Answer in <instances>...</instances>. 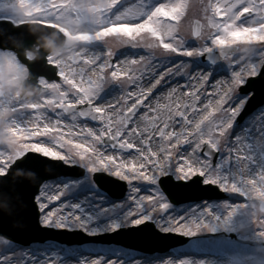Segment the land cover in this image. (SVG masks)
Wrapping results in <instances>:
<instances>
[{"label":"snow or ice","instance_id":"1","mask_svg":"<svg viewBox=\"0 0 264 264\" xmlns=\"http://www.w3.org/2000/svg\"><path fill=\"white\" fill-rule=\"evenodd\" d=\"M118 2L24 0L21 10H33L46 30L71 37L73 46L65 60L46 56L42 64L46 69L44 74L31 71L44 94L37 103L20 105L21 109L32 110L29 112L32 119L27 124H14L17 134L25 137L26 143L41 145L57 154L47 157L66 159L73 155L88 160L91 165L100 166L103 163L113 174L123 173L129 180L147 179L163 184L165 181L158 178L166 176L169 183L187 187L199 184L203 178L205 183L215 181L216 186L223 185L222 190L239 193L240 188L233 183L232 175L236 165L248 159L246 149L250 143L245 148L246 142L241 139L242 134L235 131L234 125L247 106L245 103V107H241V101L252 95L241 87L246 82L244 71H249L250 75L256 73L255 64L244 71L240 66L233 67L237 64L235 58H230V53L236 48L264 45V0H226L223 6L219 2L214 6L210 3L208 7L213 9L214 15L209 17V24L215 32H209L199 47L185 46L184 38L177 35L178 26L172 23L179 19L182 4L158 2L147 15L133 19L115 16L113 19L108 13ZM16 7L13 5V10ZM221 14L224 19L217 21L215 16ZM254 15L260 20L250 26L246 20ZM0 19L14 23L18 29L2 35L0 53H14L10 57L15 58L14 63L20 71L32 70L39 63H30L31 54L24 53L30 40L25 37L23 28L12 16ZM62 29H67V34ZM196 35L201 36V33ZM109 36L119 40L121 46L131 42L134 48L149 51L147 54L124 52L117 56L118 50H114L105 39ZM101 40L106 43L102 54L87 47L91 42ZM233 45L236 47H228ZM213 46H218V55L214 53ZM173 53H182L193 59L177 62L171 56ZM205 54L206 59H200ZM3 57L0 55V59ZM221 58L228 61L227 65L218 63ZM47 72L61 77L62 82L50 79ZM233 72L239 75L233 77ZM122 75L126 79L121 80ZM176 77H182L191 92L182 104L171 99L181 88L179 82L173 83ZM114 82L122 90L120 98L98 104L100 94ZM205 85L210 87L211 94ZM158 86L162 90L153 94ZM133 95L136 99L131 106L121 103V100L126 101ZM162 96H166L169 103L161 105ZM141 105L143 112L139 111ZM161 108L166 111L161 113ZM125 110L128 115H124ZM150 112L157 115L150 116ZM133 117L136 119L133 120ZM89 121L97 123L90 125ZM245 128L248 127H243L242 133ZM0 129V137L5 138L6 144H12L14 139L9 129ZM258 130L264 136V126L259 125ZM85 144L88 145L86 148ZM259 146H264V143ZM132 149L135 151H130ZM30 151H23L22 154L18 151L14 162L0 160V177H5L0 180V196L13 195L7 187L10 175L18 170H33L26 162ZM36 153L45 155L43 152ZM2 155H6L4 150H0ZM232 161L236 162L235 166ZM39 182L27 183V186ZM23 184V181H17L15 185ZM247 184L255 197L264 201V174L259 176V186L256 180H248ZM61 195L62 192L57 191L41 196L35 205L24 201V207L15 213L20 224L15 230L25 231L29 227L27 212L32 209L37 211L43 228L58 225L73 230L74 223L83 221L80 230L90 232L96 225L89 223L88 218L92 217V207L98 202L93 201V205L87 207L81 205L73 211L72 206L58 200ZM132 199L133 210L125 221L129 227H160L189 236L202 233L200 238L205 240H216L228 234L230 221L237 210L223 205L210 207L209 200L189 204L188 208L171 215L167 199L161 200L154 195L142 197L138 193ZM81 208L88 213V217L81 212ZM97 211H103V206ZM0 220L11 223V218L3 212H0ZM257 223L264 226V221L258 220ZM120 227L122 225H117L111 230H119ZM260 235L264 236V231ZM0 237V244L4 245L0 251V264H64L63 257L48 250L22 245L3 231H0ZM16 251L22 255L17 257ZM74 264H81V261L77 259ZM83 264L120 262L94 258ZM181 264H209V260H184Z\"/></svg>","mask_w":264,"mask_h":264},{"label":"rangeland","instance_id":"2","mask_svg":"<svg viewBox=\"0 0 264 264\" xmlns=\"http://www.w3.org/2000/svg\"><path fill=\"white\" fill-rule=\"evenodd\" d=\"M141 1H142L141 4L143 5L146 0H141ZM218 2L221 4V6H223V4L226 3V0H179V4H182L183 7L181 8L179 19L174 20L173 25L178 26L177 35L184 38L186 42L185 46L191 45L193 47H199L200 45L204 43V40L206 39L207 34L209 32H215V29H212L209 24V17L214 15L213 9L209 8L208 5L211 3L214 6ZM22 7H24V3L17 6L15 10H13L12 8V9L0 12V17L12 16V18L15 21H17L19 24L25 23V22H35V21L39 22L38 16L33 12V10L31 9L21 10ZM194 19H197L201 22V27H200V32H199L201 33V36H198L196 38H194L192 35V21ZM215 19L217 21H221L222 19H224V16L223 14L216 15ZM259 20L260 18L254 15L253 17L248 18L246 22L251 26L253 23L259 22ZM62 31L65 34H67V29H62ZM105 39L109 41V43L111 44L114 50H118V52L116 53L117 56H119L121 53H124V52H128V53L139 52L141 54H147L149 51L146 49H136L133 47V44L131 42L125 43L123 46H121L119 40H114L111 36L105 37ZM72 46L73 45L71 44V37H68L66 38L64 47L52 52L50 56L52 55L53 58H59L60 60H65L69 56V49ZM103 46L104 48H106V43L105 41L101 40V41H93L87 47L89 48L90 51L92 49L93 50L97 49L99 50L100 54H102L104 51ZM244 46L246 45H243L242 47ZM213 47H216V46H213ZM155 51H158V50H155ZM29 53L31 54L29 59L33 58L34 55L31 52H27V54ZM0 55L6 56L5 58L1 59L3 67L0 69V106H2L3 108V116L6 119L9 117H14L16 121L23 119L25 117H28V120L25 119V121L28 123V121L32 119V117L29 115V112L32 111L31 109H20L12 113L7 107L10 100H12L18 105L25 104L26 102L29 101V100H24V101L19 100L20 93L18 90V81L21 77L27 76V70L25 69L23 71H20L17 68L16 64L14 63L15 58L10 57V56H13L14 53L6 51L3 53H0ZM171 56L175 58L177 62L179 60H192L193 59V57H188L186 55H183L182 53H173L171 54ZM231 57H233V59L235 58V63H237L238 65H241V71H244L246 68L251 69L252 65L255 64V73L258 74L264 62V45H251V46H247L246 48H236L235 52L233 54H230V58ZM220 63L227 65L228 61L223 60ZM230 65L231 63H229V67ZM233 74L234 72L232 73L233 77L237 76ZM256 74L250 75L249 71H244L245 79H247V77L249 76H254ZM120 79L124 80L126 79V77L122 75ZM175 80L180 83H184L183 84L184 87L180 89V93L184 92L187 88L185 85L184 79L182 77H176ZM58 82H62L61 77H59ZM205 87L208 88V85H205ZM186 92L187 93L184 96H182L181 98L182 100L180 104L183 103V99H187L190 96L188 89ZM6 93L7 94L9 93L8 95L14 94L12 99H8L9 97H6ZM106 93H114L115 94L114 98L118 99L122 95V90L120 89L119 85L114 82L108 85L103 90V92L100 94V97L106 96L107 95ZM41 97L33 98V99L39 102ZM132 98L136 99L135 97H132ZM247 99L248 97L245 98L244 104H242L241 107H244ZM126 102L127 101L121 100L122 104H126ZM143 110L144 108L142 105V109L140 112H143ZM245 122L243 123L242 126H244ZM90 125H93V124H90ZM234 128H235V131L237 132V129L239 128V125L237 124V122L235 123ZM11 136L14 139V142L12 144H6L5 139H4V142L0 144V150H4L6 153V155L0 156V160L7 159L9 162H13L14 159L17 157L18 151L22 154L23 151L31 150L29 146H24L25 137H23L22 135H18L17 133H13ZM67 138L68 137L66 136L65 139L67 140ZM54 161H55V165L58 166L59 168H63L62 165L63 166L64 165L80 166L84 169V176L80 180L79 179L73 180L67 177H60L57 180H52V181L43 183L40 187L39 194L35 198L36 203H38L39 198L41 196L46 197L49 194H52V193H48V189H47L49 186H52V185H55V189H56V191H54L53 193L57 191L62 192V195L58 198V200L64 201L66 205L71 206L72 200L77 199V198H86L87 199L85 203L86 207L92 206L93 201H96V202L98 200L111 201L107 198V194L101 189H99L92 181V174L98 173L99 172L98 170H101V169L94 168L88 160L84 158H76L73 155H70L66 159L60 160L61 162L60 161L58 162V160H54ZM58 163H61V166ZM102 171L112 174L108 172L107 170H102ZM112 176L126 182L127 192L122 201H119V202L111 201L113 203H118L121 205L120 207H118V209H112V210H109L103 213L101 215L103 218H108L114 215L119 216L122 214V212L126 208L132 209L129 203L130 196H133V194H135L134 191H132V187L134 186L132 184V180H129V178L125 176L123 173H120L119 175L113 174ZM233 176H236L235 171L233 172ZM203 183H205L204 179H203ZM211 184L216 185L217 182L213 181ZM257 184L259 185V180ZM217 188L219 189V191L228 194L230 198H227V200H224V201H211V204L209 205L210 207L220 206V205L228 206V204L230 203L243 205L240 209L236 210L235 214L233 215L230 221L231 227L228 230V234H226V236H228L226 237L228 241L236 245L241 244L242 242L245 243L246 240L248 242V236L251 233H255L258 235L256 236V241L254 242V243L257 242L256 244H254V248L260 251L261 249L264 250V236L260 235V233L264 231V226L257 223L258 220L264 221V213L260 211L259 209V206H260L259 203L261 200L255 197V195L252 193V190L246 188L245 186H243L240 189L239 193H236L230 190H222L223 185L217 186ZM141 189L143 191H146L149 197H152L154 195L155 197H159L161 200L167 199L166 196L161 192L157 181H151V182L148 181L146 184L142 186ZM245 200L247 202H245ZM54 203H59V202L55 201ZM189 204H193V203H186V204H182L178 206H173L170 204L171 205V215H175L176 213L180 212L182 209L188 208ZM80 210L83 213V209H80ZM73 211H75L74 208H73ZM125 221L126 220L123 219L122 223L118 224V225H122V227L120 228L129 227V225ZM88 222L91 223L90 218H88ZM39 223H41L40 217H39ZM83 223H84L83 221L81 223H74L72 226L73 230L75 229L80 230ZM51 227H54L57 229L63 228L62 226H58V225H53ZM155 228L162 233L172 232L174 234H177L174 231L162 229L160 227H155ZM81 231H83L84 233L88 235L101 234V233L93 232V231H90V232H87L84 230H81ZM111 232H113V230ZM103 233H107V232H103ZM230 234H233L235 236L233 240H229L231 239ZM201 235L202 233H197L192 236H189L188 234L181 235V236L187 237L189 240L185 245L173 248L171 250V252L179 258L178 260H174L172 253L169 255L160 256V257H156L155 256L156 254H154L152 255V257H150V259H147L145 257L143 258L138 257L140 256L139 252L137 251L138 252L137 253L135 250H133L134 254L129 256L128 253H132V250L120 248L116 246L115 244H100V243L90 242V243H84L82 245L68 247L58 242L46 241L42 244L36 243V244H31L30 246H32L33 249L48 250L56 254L58 257H63L64 259H69L71 255L79 256L81 254V249L87 246H93V247L99 248L101 253L102 252L104 253L103 254L104 256L100 254L101 261L112 258L110 254L113 253L114 259L120 260L119 262L121 264H123L122 260H126V259H127V262L130 260L139 262L143 259L156 260L158 258H163V259L165 258V260L168 261V264H181V262L185 260L183 259V257H185L189 252H192V250L198 248L197 245H195V242H201L203 245L207 246L206 248L207 250H208V247L211 250H215V251L220 250L219 246L217 245L218 239L205 240V239L200 238ZM251 241L253 242V240ZM246 244L251 245L252 243L248 242ZM49 245L50 247H48ZM113 247H115V250L117 251H110ZM3 249H4V245L0 244V251H2ZM258 252L259 251H257V254L255 257L253 256V258L251 259L249 258L246 262H243L241 264H264V260H263L264 258L260 257L259 255L261 254ZM15 255L19 257L22 255V253L20 251H16ZM120 255L121 257H119ZM121 258H125V259H121ZM76 260H77V257H76ZM81 264L83 263L81 262Z\"/></svg>","mask_w":264,"mask_h":264},{"label":"bare ground","instance_id":"3","mask_svg":"<svg viewBox=\"0 0 264 264\" xmlns=\"http://www.w3.org/2000/svg\"><path fill=\"white\" fill-rule=\"evenodd\" d=\"M158 2L165 3L167 5H171V4L179 3V0H146L143 5L141 4L142 3L141 0H119L118 4L108 13V16L112 17L113 19L115 18V16H121V17H124L125 19L138 18L142 15H147L148 12ZM23 3H24L23 0H0V12L12 9L13 5L19 6ZM165 19H170V18H165ZM172 23H173V21H172ZM92 52L100 54L99 50H97V49L93 50ZM129 54H131V53H129ZM2 56H4L3 58L6 57L5 55H2ZM239 66L241 69V65H238V64L233 65V67H237V68H239ZM2 67H3L2 61L0 59V69ZM233 75L238 76V72H234ZM175 82H178V81L174 80L173 83H175ZM212 82L213 81H210V83H212ZM183 84L184 83H180V85H181L180 89H182L184 87ZM130 87H134V86H130ZM180 89L171 98L176 103H181V100H182ZM160 90H162V89H160V86H158V88L154 90L153 94H155L157 91H160ZM163 91L166 92V89H163ZM186 91H187V88L184 92H182L183 96L187 93ZM208 93L211 94V89L209 86H208ZM8 94L6 93V97H9L8 99H12L14 94H11V93H10L11 95H8ZM189 95H191L190 90H189ZM114 96H115L114 93H108L104 97L99 96L98 97V104H104L108 100H113V99H115ZM132 97H135V96L134 95L130 96L126 100L127 106H131L133 104L135 99H133ZM149 99H151V97H149ZM161 102H163V103H161ZM33 103H37V100L30 99L28 102L25 103V105L33 104ZM160 103H161V105H165V104L169 103V99L166 96H162L160 98ZM242 104H244V101H241L240 106H242ZM7 107L9 108V110L12 113H14L16 110L21 109L20 105L16 104L12 100H10ZM164 111H166V109L161 108V113ZM209 111H210V109H209ZM251 114H252V116L250 118H247V121L245 122L244 126L239 127L237 129V133L242 134L241 139L242 140L244 139L246 142L245 148H246V145L248 143H250L249 147L246 149L248 159L238 163L234 169L236 176L232 175L233 183H236L240 189L243 186H245L248 189H251V187L247 184V181L248 180H256L258 183L259 176L264 174V146L258 147L259 144L264 143V136H262L260 131L258 130L259 125L264 126V107L258 109L257 112H254ZM149 115L155 117L157 114L150 112ZM25 119L28 120V117H25V118L17 120V121L14 119V117H9L6 119L3 116V108H2V106H0V127H7L9 129V132L11 135L13 133H17L14 124H17V125L25 124V122H26ZM135 119H136V117H135ZM144 122H147V121H144ZM26 124H27V122H26ZM245 126H247L248 128H245L244 133H242L241 130ZM249 128L251 130L248 133ZM41 131H43V129H41ZM0 132H2V129H0ZM4 139H5L4 137H0V144H2L4 142ZM25 139L26 138H24V146H29L32 151L43 152L45 154L44 156H46V157L48 155H57L55 153H52L49 149L42 147L41 145H34V144L26 143ZM33 139H36V138H33ZM75 139L79 140V137H76ZM87 146H88L87 144L84 145L85 148ZM184 147H187V145H184ZM57 150H58V148H57ZM77 150L83 151V149H77ZM130 151H135V149H132ZM241 155L243 156V151H242ZM52 159H58V158H52ZM232 162H233V166H235L236 162L235 161H232ZM92 166L94 168H98L101 170H107L108 172L112 173L107 168V166L103 165V163H101L100 166H95V165H92ZM110 175H113V173ZM140 175L143 176V173H141ZM148 181L149 180H147V179H144V180L132 179V184L134 185L132 187V191H134L135 194H133V196H130V198H129L130 206H132V204H133L132 198L137 193L142 197L148 196V193L141 189L142 186L144 184H146ZM47 189H48V193H53L54 191H56L55 185L49 186ZM86 201H87L86 198L73 199L71 202V206L74 209L80 207L81 205L86 206L85 205ZM97 202L98 203H96L95 206L92 207V213H93L92 217H89L91 219V223H95V225H96V226L91 228V231H93V232H98V233L111 232L112 231L111 229L114 228L115 226H117L118 224L122 223L123 219L126 220L128 217V214L133 210V209L126 208L122 212V214L119 216L114 215V216H111L108 218H103L101 216L103 213H105L109 210H112V209H118V207H120L121 204L113 203L111 201H104V200H98ZM238 205H239V207H237ZM100 206H103V211H97V209L100 208ZM228 206L234 207L236 209H240L243 205L230 203V204H228ZM81 209H83V208H81ZM83 214L85 215V217H88V213H85L84 209H83ZM257 235L258 234L251 233L248 236V242L252 243L251 245L246 244V243H248L247 240L245 241V243L242 242L241 244H238V245L232 244L226 238L227 236H225V235L221 236L217 242V245L220 248V250H218V251L211 250L209 247L207 250L206 249L207 246L203 245L201 242H195V245H197L198 248L192 250V252H189L185 257H183V259L189 260V261H194V260L201 259V258H207L209 260V264H241L243 262H246L249 258L250 259L253 258V253L255 252L254 244L257 243V242L256 243H254V242L256 241ZM251 240H253V242ZM48 247H50V245ZM110 251H117V250H115V248H112ZM256 251H257V249H256ZM100 254H101V251L99 248L93 247V246H87V247H84L83 249H81V254L79 256L71 255L70 256L72 258L71 260L64 259V264H74L76 257L82 263L84 261H91L94 258H100L101 259ZM111 255H112V258H109V259H114L113 253H111ZM129 255H132V253ZM178 259L179 258H174V260H178ZM116 261H120V260H116ZM122 261H123V264H168V261L165 260V258L164 259L158 258L156 260L143 259L139 262H135V261H131V260L127 262V259L122 260Z\"/></svg>","mask_w":264,"mask_h":264},{"label":"water","instance_id":"4","mask_svg":"<svg viewBox=\"0 0 264 264\" xmlns=\"http://www.w3.org/2000/svg\"><path fill=\"white\" fill-rule=\"evenodd\" d=\"M247 15V14H246ZM199 26L200 23L195 21L194 25H193V34L196 36V33H198L199 31ZM23 27H27V26H21V28ZM30 27H38L41 28L39 30H44V31H52V35L50 36V40H46L45 38L48 39V37H43L42 34L40 33H36L32 34L31 31H24L25 37L28 38L30 40V43L28 44V46L24 49V53L26 50H33V45H40V49L35 51L37 53L36 58L32 61L29 60L30 63L35 62V63H39L37 65L34 66V68L30 71H28V78L27 79H21L20 83H19V87L22 90V94H21V99H27L30 97H34V96H39L43 94V90L38 86V84L35 82L33 75L31 73V71L40 73V74H44L46 72L45 67L42 65L44 63V58L47 56V54L49 52H51L52 50L56 49V48H60L63 43H64V37L62 35H60L57 31L55 30H46L44 27L41 26H37V25H31ZM15 30V29H13ZM228 50V47H226V51ZM233 51V50H232ZM231 51V52H232ZM215 54L218 55L219 53V48H217L214 51ZM206 56H203V59H206ZM223 59V58H221ZM220 59V60H221ZM219 60V61H220ZM218 61V62H219ZM264 73V67L261 71ZM47 76L54 80L57 79V77L55 76L54 73L51 72H47ZM257 79H249L248 80V85L245 87H242V89L244 91H254V95L253 97H251L250 101L248 102L245 111L240 113V116L238 117V122L241 123L243 122V120L249 115L251 114L256 108H258L260 105L264 104V91H260L257 90ZM94 122V121H92ZM31 159H33V155L28 154L27 155V160L26 162L28 163V165L31 164ZM41 172L38 170H30V171H22V170H18L15 174L10 175L9 173V177L8 182L9 185L7 186L9 188V190L12 192V196L11 197H4V196H0V212L5 213L7 216H9L11 218V223L7 220H0V231H3L5 233H7L8 236L12 237L15 241L20 242V244L23 245H28L30 242L33 241H44L46 239L52 238V239H56L55 236H53L52 234H58L55 231L51 230V229H42L43 231H46L45 234H42L40 232V229L37 227V218L38 215L37 213L32 210L29 209V211L27 212V219H28V224L29 227L25 230V231H16L15 228L20 227L19 222L16 219V211L18 209H22L24 207V201H28L29 204L33 205V198L35 196V194L37 193L38 187L39 185L46 179L48 178H53V177H43L40 175ZM38 176V180L40 181L38 184L34 185V186H27V183H35L36 180H33L34 177ZM81 174H75L74 177H80ZM5 177H0V180H4ZM37 180V181H38ZM94 180L101 186L104 182L106 183V181H110L105 175L103 174H96L94 177ZM17 181H23L24 184L23 185H15ZM104 185V184H103ZM162 185V184H161ZM121 186L123 188L124 184L121 183ZM163 188L166 189L168 191V195L171 199V201L175 204L177 203H181L184 202L186 200H189L191 197V194L189 193H185V191H183L184 187H178L181 192V195L176 196L175 193L172 192L171 194V190L166 187L163 184ZM123 190V189H122ZM120 193H123V191H120ZM262 209H264V203H262ZM144 229V228H141ZM151 230V228H149ZM146 230H148V228H146ZM52 233V234H49ZM160 244L161 242L158 241ZM156 244V243H155ZM153 242H150L149 246H153ZM162 246V244H160ZM159 246V247H161Z\"/></svg>","mask_w":264,"mask_h":264}]
</instances>
